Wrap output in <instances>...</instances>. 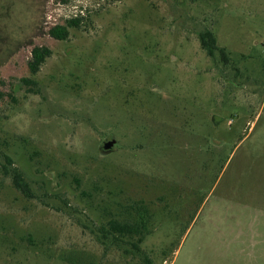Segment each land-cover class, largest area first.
I'll return each mask as SVG.
<instances>
[{"label":"rangeland","instance_id":"374dc122","mask_svg":"<svg viewBox=\"0 0 264 264\" xmlns=\"http://www.w3.org/2000/svg\"><path fill=\"white\" fill-rule=\"evenodd\" d=\"M0 264H264V0H0Z\"/></svg>","mask_w":264,"mask_h":264},{"label":"trees","instance_id":"16d2710c","mask_svg":"<svg viewBox=\"0 0 264 264\" xmlns=\"http://www.w3.org/2000/svg\"><path fill=\"white\" fill-rule=\"evenodd\" d=\"M81 18L77 17L66 22V25H57L49 31V35L57 41H66L70 36V28H79L81 26ZM202 48L213 56L214 51L218 49L217 40L211 32H206L201 35ZM221 54L227 60L226 53L221 50ZM31 60L29 62V70L32 75H36L40 68L44 65L46 60L52 56V51L47 47H35L31 52ZM32 83L31 81H27ZM12 165V161L9 160V166ZM15 187L27 195L29 192L28 186L24 181V178L20 173L14 174ZM135 213L131 214V217L126 222L122 223L119 220H111L107 226L101 228L102 237L104 240H108L112 237L116 242L121 241L124 238H137V242L133 244L137 251H141L140 245L143 244L148 233V223L151 220V214L149 209L144 205H137L134 209Z\"/></svg>","mask_w":264,"mask_h":264},{"label":"water","instance_id":"95a60500","mask_svg":"<svg viewBox=\"0 0 264 264\" xmlns=\"http://www.w3.org/2000/svg\"><path fill=\"white\" fill-rule=\"evenodd\" d=\"M116 146H117V141L115 139H111L110 141L104 143L101 146L100 151L102 155H109L115 151Z\"/></svg>","mask_w":264,"mask_h":264},{"label":"flooded vegetation","instance_id":"af4514ba","mask_svg":"<svg viewBox=\"0 0 264 264\" xmlns=\"http://www.w3.org/2000/svg\"><path fill=\"white\" fill-rule=\"evenodd\" d=\"M106 143V142H105Z\"/></svg>","mask_w":264,"mask_h":264}]
</instances>
